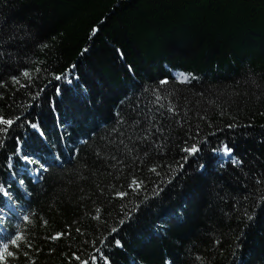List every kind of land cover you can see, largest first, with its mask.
<instances>
[{
  "label": "trees",
  "instance_id": "trees-1",
  "mask_svg": "<svg viewBox=\"0 0 264 264\" xmlns=\"http://www.w3.org/2000/svg\"><path fill=\"white\" fill-rule=\"evenodd\" d=\"M14 11L49 35V47L35 49L16 70L20 84L7 78L0 84V92L5 93L0 105L6 101L13 104L4 109L5 113L28 112L29 106L36 105L31 111L42 115L47 139L39 138L34 130L20 129L30 146L24 151L35 150L51 159L49 153L63 149L67 156L64 145L78 142L82 133L106 115L130 84L121 62L113 59L112 45L116 44L122 46L127 63L140 70L137 84L144 85V103L153 109L163 105L162 111L172 106L177 109V115L166 113L171 120H165L170 125L165 135L171 133L172 145L161 157L163 162L178 158L180 142L190 128L193 133L197 124L205 131L210 130L209 124L213 125L211 130L223 128L233 118L239 124L254 126L234 130L254 132L248 139L237 135V151L251 150L253 155L264 152V145L256 143L264 134L259 127L264 125V87L255 88L245 82L246 74H254L264 85V0H19ZM93 26L101 29L96 36L91 34ZM24 71L32 77L31 88L20 86L30 83L22 75ZM60 73L65 74V79L56 81L54 76ZM192 74L197 79L183 82ZM163 78H167V84L159 83ZM37 85L45 87V92L33 100ZM54 86L60 87L63 94L57 95ZM101 97L103 104L97 102ZM179 122H184L183 127ZM86 159L91 165V157ZM208 159V154L202 157ZM76 168L79 175L69 187L49 185L45 192L32 197V211L38 213L32 222L16 221L34 245L29 249V264H68V253L77 250L82 239L75 231L77 227L94 239L92 233L97 226L100 231L105 226L120 227L119 214L127 210L132 211L134 218L139 217L119 233L130 249L155 252L159 246H171V239L158 238L155 226L172 218L173 210L190 201L200 185L195 175L185 180L178 177L173 182L175 187L166 186V192L169 188L172 191L162 202V210H157L154 204L145 206L144 198L152 196V181L159 183L170 178L166 168L158 169L157 177L135 159V154L107 171L86 167L77 157ZM53 173L62 174L58 168ZM133 175L148 185L138 195L127 187ZM117 190L129 195L121 200L113 195ZM97 208L100 221L90 215ZM229 215L231 218L202 221L196 234L185 235L183 229H173L174 235L191 238L189 264H200L195 260L197 255L211 256V264H233L228 253L236 251L235 238L241 228L238 216ZM55 232L70 235L57 241L45 239ZM214 239L222 240L223 247L214 246ZM260 248H264V221L244 241L245 253ZM12 264L21 261L14 260ZM115 264L126 261L116 256Z\"/></svg>",
  "mask_w": 264,
  "mask_h": 264
},
{
  "label": "snow or ice",
  "instance_id": "snow-or-ice-1",
  "mask_svg": "<svg viewBox=\"0 0 264 264\" xmlns=\"http://www.w3.org/2000/svg\"><path fill=\"white\" fill-rule=\"evenodd\" d=\"M18 7L19 0H0V84H3L6 78L15 84H20L19 73L16 70L22 66L21 62L35 49L49 47V35L44 33L38 24L14 11ZM100 31L101 29L96 26L91 28L93 36ZM112 52L113 59L123 65L130 84L112 103L106 115L94 127L81 134L78 142L64 145L68 148L67 156L63 149L49 153L51 159L48 155L38 154L35 150L24 151V148L30 146L20 129L34 130L39 138L47 139L42 127L41 113L31 111L36 105L29 106L30 111L19 114L4 112L5 108L13 107V104L7 101L0 105V126H2L0 127V264H12L14 260H20L21 264H29V249L34 245L16 221L20 220L27 224L38 216V213L32 211L34 203L32 197L45 192L49 185H58L63 189L75 182L79 175V170L76 168L77 157H80V161L86 167L97 170L103 168L107 171L108 168H115L130 159L132 154H135V159L140 160L148 172L158 177V169L166 168L168 170L166 175L170 177L159 183L151 182L154 185L151 188L152 196L144 198L145 206L151 203L157 210H162V202L172 191L169 188L166 192V186L175 187L173 182L178 177L185 180L195 175L200 181L198 191L193 198L173 210L172 218L161 221L155 226V234L158 238L171 239V246L167 244L159 246L155 252L148 249H130L127 241L119 237V233L124 230L125 225L130 226L139 217L134 218L132 211L127 210L119 214L120 219L117 223L120 227L105 226L103 231H100V226H97L92 233L94 239L87 236L86 230L77 227L75 231L82 239L80 247L68 253V264H73V261L75 264H115L116 256L123 257L126 264H189L192 251L189 247L191 238L184 239L182 236L174 235L173 229L181 228L185 235L196 234L200 231L202 221L212 220L213 217L231 218L230 213L238 216L241 228L240 234L235 238L236 251L228 253L233 264L237 262L264 264V248L249 249L247 253L244 251V241L257 225L264 221V152L258 151L253 155L251 150L237 151V135L248 139L254 135V132L234 131L238 128L251 129L254 126L251 123L239 124L234 118L223 128L217 126L214 130H211L213 128L211 124L208 125L210 130L207 131L197 124L194 133L191 128L185 133L186 138L179 145L178 158L170 163L163 162L161 157L167 154L172 145L171 133L165 135L170 127L165 120H171L166 113L177 115V109L172 106L162 111L163 105L154 109L149 108L143 100L144 85L137 84L140 70L127 63L122 46L113 44ZM22 75L30 83L20 86L31 88L30 73L24 71ZM54 79L64 80L65 74H56ZM193 79H197L195 74L186 77L183 82L187 83ZM245 82L255 88L264 87L254 74H246ZM67 83L71 84L72 81L67 80ZM159 83L167 84L168 80L163 78ZM36 87L37 90L32 95L33 100H38L41 93L45 92V87L40 85ZM55 92L57 95L63 94L60 87H55ZM4 96L5 93L0 92V100H3ZM159 99L160 97L157 96V102ZM97 102L103 104L104 99L98 98ZM179 123L183 127L184 122ZM259 127L264 129V125ZM225 129L229 132H225ZM217 133L224 135L220 136ZM256 143L264 145V134L257 138ZM205 154L209 155L208 160H202ZM88 156L91 157V165L86 159ZM54 168L60 169L62 174H54ZM147 186L143 178L133 175L127 187L138 195ZM162 193L164 195H161ZM113 195L122 200L129 193L117 190ZM25 197L29 199L25 200ZM136 208L139 211V206ZM225 209L228 211L226 212ZM90 215L96 221L101 220L99 208L96 209L95 214ZM44 223L46 224L47 221ZM65 235L70 233L55 232L45 239L57 241ZM212 243L214 246L223 247L220 239H214ZM216 254L219 255V250ZM211 259V256L204 255L195 257L200 264H211Z\"/></svg>",
  "mask_w": 264,
  "mask_h": 264
}]
</instances>
